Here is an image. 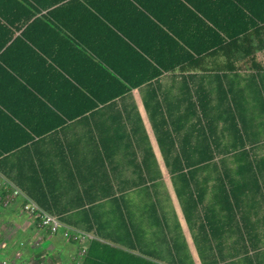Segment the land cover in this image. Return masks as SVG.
I'll return each mask as SVG.
<instances>
[{"label": "crops", "instance_id": "obj_1", "mask_svg": "<svg viewBox=\"0 0 264 264\" xmlns=\"http://www.w3.org/2000/svg\"><path fill=\"white\" fill-rule=\"evenodd\" d=\"M230 1L193 0L194 5L188 4L186 9L170 4L151 5V9L164 19L168 13H180L183 18L170 21V25L228 27L232 24L226 11ZM190 11L196 19L188 22L184 17ZM238 23L243 24L242 19ZM207 38L214 43L220 40L215 33ZM223 42L213 52L194 54V59L162 69L141 84H136L140 74L133 67L130 74L135 83L100 86L99 81L91 80L94 65L82 56L69 70L47 69L49 65L42 61L21 65L25 76H12L0 68V264H75L81 245L90 246L92 240L116 245L159 264H182L178 250H173L171 258L176 262L169 261L172 249L164 241L156 245L155 232L152 241L140 242L138 227L132 223L139 220L140 212L148 218L150 209L144 211L141 206L140 210L139 205H148L157 195L151 167L140 164L139 157L157 161L161 178L169 182L164 187L170 196L175 195L170 188L171 168L176 171L180 167H170L166 156L190 157V163H196L197 157L207 155L204 149L208 147L218 157L238 155L244 147L257 148L256 144L235 143L226 126L229 118L235 117L229 109L245 106L238 100L231 105L232 101L250 88L263 86L264 91L260 79L264 75V30L251 28L237 42L229 38ZM63 58L59 57L62 62L68 60ZM92 58L102 64L97 57ZM74 76L90 89L81 87ZM90 90L97 91L99 98ZM109 94H115L114 98H106ZM208 108H214V120L204 111ZM221 113L225 119L218 124L216 117ZM206 117L209 119L204 121ZM213 123L214 140L209 138L211 144L205 145L203 124L209 125L211 136ZM216 131L226 134L218 136ZM257 149L254 155L264 157V145ZM182 166L184 171L206 172L201 164L184 162ZM227 166H214V187ZM13 190L20 191L19 197L4 206L3 197ZM211 195L200 189L194 192L198 200L203 197L200 212H210L207 209L214 203L213 197L208 198ZM27 199L54 215L61 222L59 230L41 229L37 218L24 209ZM118 219L122 221L120 230L127 224L124 234L114 230ZM107 221L113 222L111 230ZM79 231L92 238L82 242L77 237ZM234 244V236L227 234V243L215 250L229 256L239 251ZM209 245L208 252L201 250L202 255L194 249L197 264H214L212 239ZM249 252L229 256L228 264H255Z\"/></svg>", "mask_w": 264, "mask_h": 264}, {"label": "trees", "instance_id": "obj_2", "mask_svg": "<svg viewBox=\"0 0 264 264\" xmlns=\"http://www.w3.org/2000/svg\"><path fill=\"white\" fill-rule=\"evenodd\" d=\"M156 4H170L186 9L188 4L194 5V2L193 0H0V68H5V72L11 73L12 76H25L26 72L20 67L21 65L27 61H42L49 65L47 69L69 70L70 65L76 67L79 57L82 56L89 58L94 65L91 69L93 73L91 80L99 81L100 86L109 87L122 81L135 83L130 74V69L133 67L136 73L140 74L136 84H141L147 78L156 76L162 69H172L188 62L189 59H194V54L213 52L214 48L224 45L225 38L237 42L240 37L248 35L251 28L255 31L264 30V9L261 8L264 0H231L226 11L228 22L232 24L228 27L215 28L170 25V21H179L183 17L180 13L173 12L168 13V19H164L157 11L151 9V5ZM203 14L206 18H210L208 13L203 12ZM184 18L188 22L194 21L196 14L190 11ZM239 19H242L243 24L238 23ZM20 30L22 32L17 34ZM219 32L224 35H220ZM214 33L218 35L219 43L208 41L207 37ZM198 35L202 37L201 42ZM92 55L103 65L95 62ZM62 56L63 59L68 57V60L62 62L59 59ZM147 72L150 73L146 74ZM74 78L81 87L90 89L83 80L76 76ZM90 92L99 98L97 91L90 90ZM115 94H109L106 98L112 99ZM245 150L243 148L242 151ZM250 155L242 153L231 157H218L209 153L197 157L196 163L194 160L190 163V157L166 156L170 166L172 164L176 168L180 167L178 168L180 170L176 171L172 167V174L182 175V186L190 188L191 199L194 196L193 187L198 180L199 170L184 171L182 168L184 162L186 165L205 166L214 160V166L228 165L226 171L218 176V181L223 184L225 192L221 207L218 208L212 203L210 210L207 209L210 211V217L206 213L199 223V228L206 231L204 239L211 242L214 238V264H228L229 256L235 258L240 254L235 252L227 256L224 251L215 248L226 244L227 234L239 227L237 213L240 211V205L236 199H239L240 193L243 189L245 191L248 184L247 179L242 182L243 179L239 178V173H242L241 166H252L254 169L264 166V157H259L261 159L257 161ZM230 165H240L237 176H230L228 171L234 169ZM206 180L208 183L210 178ZM179 189L176 188L178 197L183 195V191ZM217 194L218 191L215 192V195ZM201 204V199L199 202H192L195 210H199ZM222 212L223 215H218ZM236 239L238 242V238ZM199 253L203 254V252ZM82 264L159 263L116 245L92 240Z\"/></svg>", "mask_w": 264, "mask_h": 264}, {"label": "rangeland", "instance_id": "obj_3", "mask_svg": "<svg viewBox=\"0 0 264 264\" xmlns=\"http://www.w3.org/2000/svg\"><path fill=\"white\" fill-rule=\"evenodd\" d=\"M256 79V78H255ZM254 79V80H255ZM260 79L264 84V75H260ZM253 87V86H252ZM237 94V93H236ZM243 97L235 99L231 102V105L234 103L238 104L237 100L241 102L242 105H245L242 109L240 107L231 108V112L235 117L229 118L227 125L228 134L235 141V143L242 142V145L250 143L252 145L256 144L257 148L259 145H264V91L263 86H258L257 88H250L247 93H242ZM238 95V94H237ZM207 116H212L211 119L214 120V108L204 109ZM225 117L222 113L221 115H217L216 121L219 122L224 120ZM223 118V119H220ZM209 119L208 117L203 120ZM230 121H233V124L230 125ZM213 127V133L209 136L208 128L209 125L203 124L204 135L202 134L203 144H211L209 138L214 140V123L211 124ZM220 131H216V135L221 136ZM240 144L237 147L240 148ZM247 150V147H244L245 151L238 150V155L240 154H251L250 156L257 161H260L261 158L259 156L254 155V152H257L258 149ZM204 153H212L214 154V150L204 149ZM144 157H139L140 164H145L151 167L150 177L151 179H155L154 188H156L157 195L153 202H149L148 205H139V208L142 206V210L146 211L150 209L148 212V218L144 213H139V220L133 219L132 223L138 227V235L140 242L146 243L147 240L152 241V233H154L155 243H161L160 241L165 242V246L170 247L172 249L171 253H168L169 261H173L171 258L175 254L173 250H178L177 254L180 255V259L182 260V264H192L196 263L194 249H197L198 252L204 250L208 252L209 242H207L204 238L206 231L204 229L199 228V223L202 218L205 216V210L200 212V210H195L192 206V202H199L197 197L190 196V188L183 187V179L182 175H173L171 168V182L170 184L173 187H170L174 190V194H170L167 196L166 194V185H169L168 180L164 177L161 178V173L159 167L157 165V161H153L152 158L142 161ZM160 164V163H159ZM240 166V165H239ZM235 165L234 169H230L228 172L231 177L237 176L238 167ZM262 166V165H261ZM260 166V167H261ZM163 167V166H162ZM171 167V166H170ZM242 173H239V178L243 179L242 182H248L247 188L242 190L239 195V199L237 203L240 205V211H238V225L235 231H231L230 234L234 236L235 239V249H239V251L235 250V252L241 253L242 250L251 251L249 252V256L254 259L255 264L264 263V166L260 169H254L252 166H241ZM203 170L206 172L199 173L197 175L198 180L194 183V192L198 189L201 191H210L212 192L211 196L213 197V201L215 206L220 208L221 201L224 200V188L223 184L217 183L214 187V160L210 161L209 164L203 165ZM186 174V173H185ZM206 178H210L207 187L202 188L203 183H207ZM176 180V181H174ZM213 182V183H212ZM213 186V187H212ZM229 184H227V187ZM168 188V187H167ZM176 188H180L179 190L183 191V195L178 197L176 194ZM152 189V188H149ZM148 189V190H149ZM214 191H218V194L214 196ZM221 192V193H219ZM199 199H203L200 197ZM145 200H150L145 198ZM153 205V207H152ZM141 210V208H140ZM209 214L210 213L206 212ZM224 213H219L218 215H223ZM200 218V219H198ZM121 220H117L115 225L117 227L114 229L116 232H121L124 234L127 231V224H122L121 230ZM112 221H107L108 228L111 230ZM129 225V224H128ZM137 229V228H136ZM191 238L192 242L189 240ZM236 238H238V242H236ZM214 241V238H212ZM151 248H155L154 244H151ZM235 252H232L233 254ZM192 255L193 258H192ZM194 259V261H193ZM259 260V262H258ZM13 264L14 262H9Z\"/></svg>", "mask_w": 264, "mask_h": 264}, {"label": "built area", "instance_id": "obj_4", "mask_svg": "<svg viewBox=\"0 0 264 264\" xmlns=\"http://www.w3.org/2000/svg\"><path fill=\"white\" fill-rule=\"evenodd\" d=\"M19 195V190H13L11 193L7 194L5 197H3L4 206H8L13 203L19 197ZM24 209L37 218L38 226L43 230L56 232L61 227V222L54 215L41 208L30 199H27V202L24 205ZM77 237L82 242L88 241L90 238H92L88 233L82 231H79L77 233ZM88 248L89 246L86 243H83L81 245L78 256L75 259V264L83 263V260L87 255Z\"/></svg>", "mask_w": 264, "mask_h": 264}]
</instances>
